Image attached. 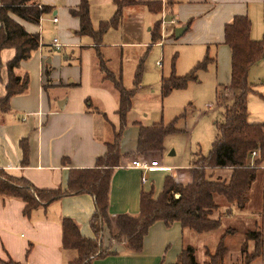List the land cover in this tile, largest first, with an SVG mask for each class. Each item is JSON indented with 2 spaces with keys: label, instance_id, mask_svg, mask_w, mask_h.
I'll return each mask as SVG.
<instances>
[{
  "label": "crops",
  "instance_id": "obj_1",
  "mask_svg": "<svg viewBox=\"0 0 264 264\" xmlns=\"http://www.w3.org/2000/svg\"><path fill=\"white\" fill-rule=\"evenodd\" d=\"M136 1L137 4L123 8L118 25L110 27L103 35L100 50L108 66L111 68L109 60L119 59L121 51L105 40L106 34L110 30L121 31L124 22L126 25L133 19L139 21L135 18L136 14L146 11L155 17L152 28L157 22L159 27L163 25V35L175 37V30L183 28L175 38L185 36L192 45L213 49L215 71L220 73L215 94L217 97V90H220V98L222 96L221 100L217 97V103L224 105L230 101L233 95L226 85L230 79L231 52L224 43V26L231 23L234 16L246 15L251 22L250 38L264 41V31L258 27L264 25V0H173L170 6L167 0ZM155 1L162 4L158 14L150 12L145 6V3ZM37 2L39 8L48 6L37 23L13 16L27 32L38 33L39 45L27 59L19 62L15 70L18 75H27L25 90L11 95L8 109L0 110V169L11 176L26 178L37 188L60 187L64 190L71 169L93 168L96 159L107 151L106 142L113 140V133L120 125L117 94L94 69L92 38L76 33L80 26L79 18L70 10H76L80 0ZM88 4L93 30H98L99 23L109 20L116 10L113 0H88ZM140 24H143L141 15ZM45 29L52 33L48 32L44 37ZM147 29L152 30L151 27ZM54 39L59 44L58 48L53 45ZM86 53L89 54L91 67L88 65L83 76H80L81 67L79 72L73 73L72 63L80 66ZM14 54V48L0 49V99L6 94L7 62ZM62 64L65 66L62 67ZM259 65L264 67V57L248 72L252 91L247 95V121L251 123H264V89L249 78L253 68ZM226 68L229 72L227 81L222 80ZM111 69L121 74V69L115 71L117 65ZM250 94L257 95L258 99L249 100ZM62 101L63 107L60 108ZM250 114L254 117L251 120ZM131 123L134 126L127 130L126 122L119 141L120 165L113 169L110 179L108 216L112 233L116 231L114 223L117 215L138 213L141 190H154L153 184L148 188L144 186L146 179L142 181V177L146 171L131 165L136 159L157 160L152 156L154 152L135 153L139 127L152 125H142L137 121ZM256 151L255 155H250L251 163L259 155ZM129 153L134 156L125 158L124 155ZM174 167L176 165L167 174L176 182H190V165L185 169ZM228 173L227 168H216L218 176L225 177ZM23 207L24 203L19 199L0 198V264H71L77 252L62 245L61 223L65 217L79 225L81 235L94 238L89 226L94 203L88 193L63 196L26 215ZM220 212L225 213L219 228L224 231L220 236L225 233L224 243L227 246L224 263L229 264L231 258L245 261L255 244L253 239L246 238V233L257 230L260 232L261 254L251 259L249 264H264V160L256 167L246 204L243 207L223 204ZM111 230L104 227L103 246L109 245ZM193 233L178 221L166 225L157 220L149 227L141 251H127L121 242H113L110 250L116 253L93 258L90 264H173L184 247L192 246L185 241V237L189 236L192 242ZM234 237L237 239L234 249L237 257H233L229 247Z\"/></svg>",
  "mask_w": 264,
  "mask_h": 264
},
{
  "label": "trees",
  "instance_id": "obj_2",
  "mask_svg": "<svg viewBox=\"0 0 264 264\" xmlns=\"http://www.w3.org/2000/svg\"><path fill=\"white\" fill-rule=\"evenodd\" d=\"M116 10L109 20L101 21L98 30H93L89 16L88 0H80L78 8L70 13L79 18V30L76 33L88 35L94 41V69L101 80L111 85L117 94V113L119 129L113 133V140L106 142L107 151L96 159L93 168L71 169L67 188L42 189L35 187L24 177H15L0 169V198H16L24 203L23 213L29 214L33 209L66 195L88 193L93 198L94 211L89 219V226L94 238L80 233L79 225L71 218L62 220V245L75 249L76 257L71 264H90L93 258L114 254L110 250L113 242H121L127 251L139 252L149 227L157 220L166 225L178 221L183 228L196 233H206L221 227L220 207L232 204L243 207L248 200V192L254 179L256 167L264 160V123L247 121V95L252 91L248 81V72L252 65L264 57V41L250 38L251 22L246 15L234 16L231 23L224 26V43L231 52L230 79L226 89L232 92V99L223 105L222 121L216 123V135L207 155L193 153L190 165L191 180L188 183L176 182L169 174L165 175L162 190L156 196L152 190H141L139 211L136 215L119 214L115 218L116 231L112 233L108 216L110 179L113 169L120 165L119 141L126 126V115L131 109L132 98L142 77V61L139 59L135 71L133 88H126L121 74L115 73L107 64L100 50V42L110 27H116L122 17L123 8L137 4L136 0H113ZM37 0H0V49L14 48L15 54L7 62L8 82L6 94L0 99V110L8 109V99L15 93H21L27 85V75L16 74L15 70L21 60L27 59L39 45L38 33H29L13 18L30 23H37L48 6H37ZM172 5L173 0H167ZM146 8L158 14L162 4L159 1L145 3ZM159 22L153 28L151 40L159 38ZM214 58L205 56L187 74L172 75L162 79L161 92L167 95L172 89L183 88L189 81L197 79V71L206 70ZM219 96V97H218ZM220 98V90H217ZM218 99V101H219ZM176 119V118H175ZM174 119V120H175ZM174 120L167 125L162 123L152 126H140L135 153L163 151V140L168 134L179 129ZM253 150L259 155L250 161ZM216 168H227V176H218ZM179 193L178 197L175 194ZM217 196L224 199L220 203ZM230 210L227 211L229 213ZM111 230L110 244L104 247L102 237L104 227ZM225 233L220 236L214 251H206V260L202 264H225L227 246ZM247 239H253L254 250L246 255L244 264L256 259L261 254L260 232L252 230L246 233ZM173 264H199L195 257V248L184 247Z\"/></svg>",
  "mask_w": 264,
  "mask_h": 264
},
{
  "label": "rangeland",
  "instance_id": "obj_3",
  "mask_svg": "<svg viewBox=\"0 0 264 264\" xmlns=\"http://www.w3.org/2000/svg\"><path fill=\"white\" fill-rule=\"evenodd\" d=\"M140 15L143 24H140ZM135 18L139 21L135 22L136 20L133 19L126 25L123 21L121 31L110 30L106 34L105 40L113 43L121 51L118 54L119 59L109 60V65L111 68L117 65L115 71L121 69L123 86L128 89L134 87L133 80L136 65L139 59L144 58L142 61V77L138 89L133 95L131 109L126 115L127 130L134 126L131 125L133 121H137L142 125H153L155 123L167 125L176 118L174 123L179 130L165 136L163 151L161 153L154 152L152 155L157 158V161L164 168L152 172L146 170L144 173L146 179L144 186L148 188L150 184H153V191L156 196L162 190L165 174L172 166L176 165L174 169H185L193 158V153L199 152L202 155L209 153L217 132L216 123L223 119V105L217 103L215 94V87L218 84L217 80L220 73L219 70L215 71L214 64L211 62L206 70L196 72L198 76L196 80L189 81L183 88L172 89L167 95H162L161 82L163 78H169L172 75L183 76L199 61L203 60L205 56L213 57L215 53L213 49L208 50L204 47L192 45L186 41L187 37L185 36L175 38L163 35V25L159 27V31H156L157 34L161 33L162 41L159 38L152 41L154 15L141 11L136 14ZM149 27L152 30H148ZM258 27L261 31H264L263 24L258 25ZM161 28L162 32H160ZM170 31L169 35H172ZM48 32L51 31L44 30V37ZM88 58L89 54L86 53L80 62V66L72 63L73 73L79 72V67H81L82 73L80 76H83L84 70H88V65L91 67ZM64 66L62 64V67ZM228 75V68H226L222 80L227 81L229 79ZM249 78L258 83L261 89H264L263 65L254 67ZM252 98L258 99L257 95L250 94L248 99L252 100ZM253 118V115L250 114L249 119ZM131 156H134V154L124 155L125 158ZM138 160L145 161L144 159ZM217 200L220 203L224 202V199L220 196H217ZM223 232V229L206 233L194 232L192 242L189 236L185 237V241L195 247V257L199 264L207 259L206 251H214L218 238ZM236 241L237 239L234 237L231 244H229L233 257H237L234 254ZM228 262L229 264H244L243 260H234V258H231Z\"/></svg>",
  "mask_w": 264,
  "mask_h": 264
},
{
  "label": "built area",
  "instance_id": "obj_4",
  "mask_svg": "<svg viewBox=\"0 0 264 264\" xmlns=\"http://www.w3.org/2000/svg\"><path fill=\"white\" fill-rule=\"evenodd\" d=\"M54 21L56 22L57 19L54 18ZM171 22H174V20L170 19ZM53 45L58 48L59 47V44L57 43V40L54 39V42H53ZM257 153L256 150H253L251 152L252 155H255ZM131 165L133 167H136V168H139V169H142L144 171L146 170H157V169H163L164 167L161 166L157 160H150V161H143V160H133ZM142 181H145V178L142 177Z\"/></svg>",
  "mask_w": 264,
  "mask_h": 264
},
{
  "label": "water",
  "instance_id": "obj_5",
  "mask_svg": "<svg viewBox=\"0 0 264 264\" xmlns=\"http://www.w3.org/2000/svg\"><path fill=\"white\" fill-rule=\"evenodd\" d=\"M179 30L182 31L183 28H178V29L175 30V37H178V36H179ZM63 103H64L63 101H62L61 103H59V107H60V108L63 107ZM172 153H173V151L171 152V154H172ZM175 196L178 197L179 194H176Z\"/></svg>",
  "mask_w": 264,
  "mask_h": 264
}]
</instances>
